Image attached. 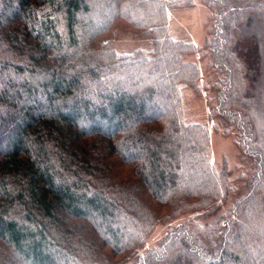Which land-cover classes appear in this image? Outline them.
I'll return each instance as SVG.
<instances>
[{
    "label": "trees",
    "instance_id": "1",
    "mask_svg": "<svg viewBox=\"0 0 264 264\" xmlns=\"http://www.w3.org/2000/svg\"><path fill=\"white\" fill-rule=\"evenodd\" d=\"M195 2L201 46L172 31ZM0 264H264V0H0Z\"/></svg>",
    "mask_w": 264,
    "mask_h": 264
},
{
    "label": "rangeland",
    "instance_id": "2",
    "mask_svg": "<svg viewBox=\"0 0 264 264\" xmlns=\"http://www.w3.org/2000/svg\"><path fill=\"white\" fill-rule=\"evenodd\" d=\"M206 15L204 8L197 2L192 7L174 11L172 13V31L174 36L201 46L205 35L203 26L206 21ZM245 45L248 44L246 43ZM145 46L146 43L134 40L129 34H121L114 44L117 53H127ZM199 55L203 57L199 58ZM189 60L197 63L202 72L204 83L212 82L214 75L208 72L209 59L204 50H199L197 55L189 57ZM207 96L208 98L211 96L209 91ZM182 107L187 121L202 123L206 126L208 130L209 157L214 166L218 170L225 167L231 179H236L239 175L245 174L249 166L246 161L241 160L240 152L234 142V136L223 133L224 129L219 120L207 122L206 115L209 110V104L206 100L194 95L190 89H183ZM235 183L239 187L241 182L237 180ZM227 205H229V202L226 203L225 207ZM225 207L221 212H224ZM212 220L213 218L209 216H201L197 219L198 223L202 225L209 224Z\"/></svg>",
    "mask_w": 264,
    "mask_h": 264
}]
</instances>
